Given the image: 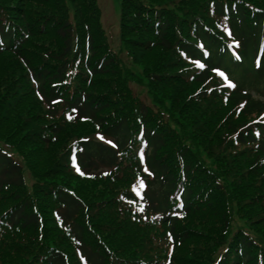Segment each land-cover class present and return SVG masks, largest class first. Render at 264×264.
<instances>
[{"label":"trees","instance_id":"16d2710c","mask_svg":"<svg viewBox=\"0 0 264 264\" xmlns=\"http://www.w3.org/2000/svg\"><path fill=\"white\" fill-rule=\"evenodd\" d=\"M116 1L117 49L96 0H0V87L36 102L0 98V128L49 129L27 167L0 147V264L264 262V0ZM67 113L116 145L75 137L83 177Z\"/></svg>","mask_w":264,"mask_h":264},{"label":"rangeland","instance_id":"374dc122","mask_svg":"<svg viewBox=\"0 0 264 264\" xmlns=\"http://www.w3.org/2000/svg\"><path fill=\"white\" fill-rule=\"evenodd\" d=\"M96 2L101 12L100 23H101L102 29L104 30L106 36L108 37L109 42H111L112 47L117 49L116 48L117 47V36H118V29H119L118 2L116 0H96ZM5 59L6 57L0 59V73L1 74H4L6 71V60ZM18 82L19 80L14 81L16 85L18 84ZM131 88L134 93L137 91H140L134 85H131ZM1 89H2V86L0 87L1 103H4L5 105H9V106H14V107H19V105H21L22 103L23 104L21 106L26 105L24 108H19L17 110L16 114L18 115V117H19V114L21 113L20 110L26 109L31 103L36 104V102L34 101L35 100L34 96L32 95L30 96L24 93L22 90L20 92L22 95L21 98L23 99H21L16 104H14L13 101L9 99V96H8L12 92L11 91L12 87L2 89V90ZM146 103H149L148 100H146ZM35 111L36 109L33 108L31 110V114H33ZM58 121H60V125H62L63 127L62 138H64L63 143L65 144L63 147V152L64 150L67 149V147H69L72 144V142L75 141V137L77 138L86 137V136H90L93 138L97 137V130L92 123L85 122V123L72 124L71 121L66 120L64 117H61ZM23 123L28 127L27 119H25ZM45 123L51 124V123H56V122L51 117H47ZM53 126H58V124L53 125ZM10 128H11V125H8V124H4L3 127L0 128V136L4 135L3 140L0 141V147L5 149L17 162H20L26 165L27 167L26 160L28 157H32L34 154H37V156H39L38 158H41L43 156L45 149H41L40 146H38L37 138L41 139L43 134L48 133L49 129L43 130L42 128H40L39 132L33 133L32 132L33 128H29L26 138L18 139L14 143L13 140L10 139V137L9 139H6V136H5L8 134L9 132L8 130ZM69 136H72V137L68 138L69 141L68 143H66V139ZM43 138H46V136H43ZM21 142H23V145L20 144ZM35 142L37 143V145L35 144ZM25 154H28V157ZM60 156H64V154ZM62 160L63 158H61V161ZM45 168L46 166L44 164L39 162L35 165V162H34L33 169L35 170L36 173L44 172ZM32 172L33 171L30 170L29 168L28 169L24 168L23 177H24V181L26 183L27 188H30L32 186V183L35 182V177ZM81 190L83 191V194L86 198L84 203L88 204V206L98 201V198L93 197L92 195L93 189H91V187H86L84 184H81ZM90 210H91L92 215L96 214V211H94L92 208H90ZM220 248H224V245L221 246ZM218 255L219 254L215 255L213 257V260H215ZM188 261L192 262L190 260Z\"/></svg>","mask_w":264,"mask_h":264},{"label":"snow or ice","instance_id":"6c2138e0","mask_svg":"<svg viewBox=\"0 0 264 264\" xmlns=\"http://www.w3.org/2000/svg\"><path fill=\"white\" fill-rule=\"evenodd\" d=\"M201 67H204V65H200ZM213 71H218V69H213ZM221 75H223V73H221ZM232 87H235V85L234 84H232L231 85ZM100 139L101 140H104L105 138H104V136H100ZM108 144H110V145H112L113 147H115L116 145L113 143V141H111V140H107L106 141Z\"/></svg>","mask_w":264,"mask_h":264}]
</instances>
